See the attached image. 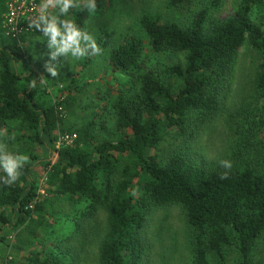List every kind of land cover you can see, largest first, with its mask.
<instances>
[{"label": "trees", "instance_id": "trees-1", "mask_svg": "<svg viewBox=\"0 0 264 264\" xmlns=\"http://www.w3.org/2000/svg\"><path fill=\"white\" fill-rule=\"evenodd\" d=\"M186 1L170 4L177 8ZM99 3L96 0L101 10ZM235 6L230 16L217 20L207 7L201 8L182 24L142 13L143 35H124L108 54L112 71L131 73L130 84L115 91L107 86L109 98L100 113L65 130L59 110L67 87L53 88L46 61L29 52L32 48L40 52L46 42L22 47L31 32L11 38L12 46L0 42V143L23 154L35 145L51 157L39 160L48 197L39 199L29 161L17 182L0 183V242L6 243L9 232L15 231L23 243L15 248L29 263L76 264V254L66 244L75 232L62 237L52 228L57 220H49L57 210L52 205L62 199L72 207L76 230L99 210L104 212L98 264H145L147 215L178 204L192 233L196 264H209V255L223 260L225 248L232 245L237 264H251L256 240L264 232V150L261 168L242 160L259 143L254 130L264 129V0H235ZM3 10L0 0V14ZM72 12L84 26L86 13ZM254 13L259 14L258 22ZM113 35L104 32L97 40L100 48L108 46ZM244 43L258 53L252 89L258 119L250 121L251 130L241 126L226 158L231 168L208 167L177 150L162 159L156 151L166 136L193 133L217 116ZM160 51L183 52V62L144 68L147 54ZM20 61L25 68L18 67ZM22 79L25 86L20 85ZM107 118L112 120L110 127ZM61 130L73 136L69 143L59 142ZM32 241L42 246L26 248Z\"/></svg>", "mask_w": 264, "mask_h": 264}, {"label": "rangeland", "instance_id": "rangeland-1", "mask_svg": "<svg viewBox=\"0 0 264 264\" xmlns=\"http://www.w3.org/2000/svg\"><path fill=\"white\" fill-rule=\"evenodd\" d=\"M217 1L218 3H214L215 0H188L182 6L175 8L170 4V0H100L99 4H102V9H97V6L94 15L89 16L86 13L84 21V27L91 31L96 39V44L100 49L99 54L91 55L87 61H83V58L67 60L61 57L62 63L59 64L57 76L53 77L48 73L50 85L53 88H59L62 84L67 87V89H63L64 104L59 110L63 115L61 129L77 127L84 120L90 118L93 113H100L109 98L106 95L107 86L115 91L114 88L119 85L130 84L131 73L112 71L108 54L109 50L115 47L124 35H143L139 23L142 13L159 17L163 21L173 20L180 24L185 23L192 12L201 8H208L212 20L224 19L233 13L236 7L235 0ZM252 18L257 22L260 20L258 13L252 14ZM110 31L114 34L112 41L108 46L100 48L97 40L104 32ZM35 35H39V32H36ZM35 35L22 43V47L32 46L34 41H39L36 40L38 37ZM12 39L0 32V42L3 44H13ZM29 52L34 55L36 60L48 61L50 59L46 44L40 52H36L33 48ZM183 56V52L148 53L143 67L153 68L157 64L167 66L175 62H183ZM258 60V53L252 46L247 43L240 46L224 87L222 105L217 116L200 129H195L193 133L166 136L159 143L157 154L165 159L173 151H182L192 156L199 164L202 163L208 167H216L219 165V160L226 159L233 143L239 137L241 126L242 130H251L252 123L250 121L258 119L253 107L256 104L255 98L252 97ZM20 66H23L22 61L18 63L19 68ZM72 79L73 81H70ZM175 82L174 79L170 80L172 84ZM25 84V79H22L20 85L25 86ZM106 113L103 114V118ZM111 123L112 120L107 118L108 127L112 125ZM63 130L58 132L60 143L68 140L69 134ZM254 131L256 132L255 141H259V143L242 161L246 160L250 164H257L258 168H261L259 163L264 150V129L261 132ZM15 144L20 143L15 142ZM29 147L25 151V155L33 165L38 197L42 200L48 196L43 180L44 167L39 163V160L42 158L51 159V157L49 153H43L35 145ZM39 188H43L44 192L41 193ZM52 208L57 209L54 211V215L49 216L50 221L57 220L52 226L53 230L62 237H65L67 233L70 234L72 230L75 232L74 237L70 238L66 244L70 246L72 255L76 254L78 262L76 264H98L96 247L104 233V212L99 210L95 215L85 220L81 229L76 230L69 213L72 207L65 200L60 199V201L54 202ZM51 209L47 207V213H52L49 212ZM67 213L69 214L66 215ZM145 236L147 238L145 264H196L192 233L185 220L184 209L181 205L172 204L153 209L147 215ZM21 237V234L12 231L7 235L6 243L0 242V264H31L21 258L20 250L15 248L16 245L23 247V243H20ZM29 245L35 249L42 246L36 241H32L31 244L27 242L26 248ZM208 261L209 264H237L238 254L235 246L225 248L223 260L209 255ZM251 264H264V232L256 240Z\"/></svg>", "mask_w": 264, "mask_h": 264}, {"label": "clouds", "instance_id": "clouds-1", "mask_svg": "<svg viewBox=\"0 0 264 264\" xmlns=\"http://www.w3.org/2000/svg\"><path fill=\"white\" fill-rule=\"evenodd\" d=\"M96 0H38L35 10L26 18L28 29L36 40L46 42L50 59L46 70L56 77L59 58L80 60L99 54L100 49L91 31L73 17L72 10L94 15ZM28 157L18 149L0 143V183L12 185L17 182ZM218 164L223 169L231 168V161L221 159Z\"/></svg>", "mask_w": 264, "mask_h": 264}, {"label": "built area", "instance_id": "built-area-1", "mask_svg": "<svg viewBox=\"0 0 264 264\" xmlns=\"http://www.w3.org/2000/svg\"><path fill=\"white\" fill-rule=\"evenodd\" d=\"M4 10L0 14L2 32L7 37L17 39L24 33L31 32L26 18L35 10L38 0H3ZM73 136H68L65 143H69ZM59 142H61L59 140ZM45 176L43 180L45 181ZM42 182V181H41ZM41 193L43 188H39Z\"/></svg>", "mask_w": 264, "mask_h": 264}]
</instances>
